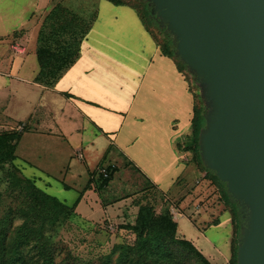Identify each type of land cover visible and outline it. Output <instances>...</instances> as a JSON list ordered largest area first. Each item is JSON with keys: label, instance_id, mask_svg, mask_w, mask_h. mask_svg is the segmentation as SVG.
<instances>
[{"label": "crops", "instance_id": "crops-1", "mask_svg": "<svg viewBox=\"0 0 264 264\" xmlns=\"http://www.w3.org/2000/svg\"><path fill=\"white\" fill-rule=\"evenodd\" d=\"M61 1L0 0V125L24 123L12 163L43 192L56 186L76 190L69 201L54 196L64 204L69 206L77 200L76 207L82 204L88 209L99 208L102 216L92 218L89 212L83 216L88 223L101 217L110 220L113 205L118 203L117 197L115 201H102L93 186L98 189L97 183L89 179L90 172L99 164H113L115 169L121 166L142 179V191L153 192L156 202L163 201L176 210L177 237L188 240L211 264H229L245 208L227 194L224 186L213 183L190 153L184 154L193 105H201L202 114L206 109L205 103L198 100L199 86L198 96L195 94L193 76L186 68L180 71L172 57L160 53L129 6L107 0L102 1L108 5L100 4L105 12L98 23L110 35L113 26L118 28L120 31L115 33L128 51V55L117 57L111 55L106 43L86 39L99 4L94 12V3H90L89 10L81 14ZM109 4L118 8L111 9ZM44 27L48 31L40 38L46 32L42 31ZM75 33H79L78 47L70 62L55 78H39L36 50L40 39H49L54 48L63 51V46L55 45L56 38L68 36V40ZM12 44L21 46L23 51L13 52ZM88 47L91 49L82 54V49ZM63 60L68 61L66 55L50 58L51 64ZM12 100L15 108H10ZM24 102L32 106L29 112L35 117L30 126L25 122L30 117L17 119L22 116L19 110L23 107L19 104ZM42 123L45 127L40 129ZM34 137L49 147L48 142L57 146L52 151L43 147L36 150L53 154L49 155V162H55L53 172L33 161L25 148L17 152L25 138ZM76 149L82 153L81 160L74 156ZM107 156L111 158L104 161ZM72 160L82 163L86 174L80 189L64 182L74 179L68 177L81 176ZM177 219L182 221L181 226Z\"/></svg>", "mask_w": 264, "mask_h": 264}, {"label": "water", "instance_id": "water-1", "mask_svg": "<svg viewBox=\"0 0 264 264\" xmlns=\"http://www.w3.org/2000/svg\"><path fill=\"white\" fill-rule=\"evenodd\" d=\"M205 100L198 156L245 208L235 264H264V0H148Z\"/></svg>", "mask_w": 264, "mask_h": 264}, {"label": "trees", "instance_id": "trees-1", "mask_svg": "<svg viewBox=\"0 0 264 264\" xmlns=\"http://www.w3.org/2000/svg\"><path fill=\"white\" fill-rule=\"evenodd\" d=\"M107 1L134 9L144 28L154 38L160 53L172 57L180 71L185 70L186 67L174 55L170 34L165 28L159 29L155 25L157 22L150 14L148 0H136L137 2L130 4L123 0ZM152 29L156 30V34ZM61 53L59 49L50 50L43 46L36 50L39 78L53 79L66 67L70 58L68 61L51 64L50 58H59ZM68 54L69 52L65 51L62 53L66 56H69ZM192 111L191 130L184 148L189 151L191 158L209 173L211 181L223 187L213 172L206 169L199 159L197 135L203 124V108L197 103L193 105ZM19 136L20 133L15 130L0 131V182L5 184L3 192H0V201L2 195L5 199L16 201L14 206L11 201L7 204L1 202L4 206L0 214V264H55L53 246L43 233L44 227H52L57 221L68 218L77 200L68 206L46 194L36 187L32 180L21 175L12 163ZM106 169V177H89L90 181L97 183L98 188L107 185L111 180L115 166L110 168L106 165ZM14 217H18L20 222L12 225ZM119 228L134 235L132 243L114 244L110 253L98 264H109L112 253H116L115 264H211L188 240L176 236V223L172 220L168 207L156 214L151 204L140 203L133 222L123 224ZM229 264H235V249Z\"/></svg>", "mask_w": 264, "mask_h": 264}, {"label": "rangeland", "instance_id": "rangeland-1", "mask_svg": "<svg viewBox=\"0 0 264 264\" xmlns=\"http://www.w3.org/2000/svg\"><path fill=\"white\" fill-rule=\"evenodd\" d=\"M123 1L129 4L137 2L136 0H123ZM61 2L63 5L68 6L72 10H76L77 12H79L78 10L82 11V12H79L81 14H85L84 12L89 10V7L91 6L90 3H94V5L92 6V9H94V12H95L97 5L99 4L97 7L96 20L92 19L91 24H90V30L88 31V34L86 35V39L90 42H95L101 45L106 43L105 47L109 48L111 55H114L117 57H124L128 55V51H126L125 47L121 45V40H122L121 37H119L118 33H115L116 31L118 32L120 30L113 26L112 27L113 32L110 35L108 30L101 27L100 24L98 23L99 17L102 16L101 14L103 12H105L104 9L100 7V4L108 5V3L102 0H98V3H97V0H63ZM116 7L118 8V6H114V5L110 6L111 9H117ZM90 12H91V9H90ZM155 25L159 29L164 28L162 25L158 26L157 23ZM46 28L47 27H44V30L42 31L45 32ZM79 29H82V28L80 27ZM47 31L43 35H41L40 38L45 37ZM152 31L153 33L156 32L155 29H152ZM78 36H79V33H75L74 36L69 37L70 39L68 40L66 39V37L68 38V36L63 37V39L61 40L56 38L55 45L59 43L60 44L59 46L64 47L62 51L63 53L64 51L66 53L69 52L68 54L69 56H66V58L68 59L69 58L72 59L75 54L76 47H78L77 46L78 41L76 40ZM49 42H50L49 39H46L44 41L40 39L39 45L40 46L43 45V47L47 45L49 46L48 48L51 50L54 48L53 47L54 45H53V42L52 43H49ZM17 46L21 50L20 52H22L23 48L19 45ZM55 49L57 48H54V50ZM90 49H91L90 47L84 48L82 49L81 53L85 55L86 52H88ZM61 56H64V55H62L61 53ZM195 84H194V89L196 91L195 94L198 96V92H199L198 83L195 82ZM198 100L200 102L205 103V100L202 97H200ZM19 105L23 107L22 109L19 108L20 109L19 113L22 116L18 117L17 119L19 118L28 119V117H30L28 121L23 120L26 123L28 122L27 125L30 126L31 122H33V118H35L34 114L29 112V110L30 111L32 110V108H30L32 106L28 104L27 102H24L23 104L20 103ZM15 106H16L15 101L12 100L10 103V108H15ZM26 111H27V114H26ZM44 127H45V124L43 123L40 124V129H43ZM1 130H10V129H9V126H7L6 124H1L0 131ZM47 144H50V147L49 145H46V143L44 145V143L36 137H34L32 140L25 138V141H23L18 146L17 152L19 153L22 151L23 148H25L24 151L30 152L29 155L33 161H37L39 164H42L44 165V167L48 168L49 171L53 172V169H54L53 165H55V162H49L50 156L52 157L53 154H48L43 149L41 152L40 151L36 152V150L40 149L41 147H43L45 150L49 149L51 151L56 149L57 147L55 144H51L50 142H48ZM184 154L188 156L189 151H185ZM74 156H75V153H74ZM109 158L111 157L107 156V158L104 161H108ZM86 159L87 158H85V160ZM86 162H89V159L86 160ZM71 163L74 164L75 170L81 171L80 172L81 176L79 179H77L76 176L68 177V178H74V179H68V181L64 180V182L67 184L69 183V185L73 186L74 189H80L82 187L81 185L84 182L83 177L85 178L86 176L85 172H83V164L78 163L74 160H72ZM182 164L183 166H186V167L189 166L188 165L189 163H182ZM98 166H106V164H99L96 167ZM95 168L90 172V175L95 173ZM62 175L63 173L59 176V178H61ZM42 179H46V178L42 177ZM141 181L142 179H140L138 175L128 171L127 169L122 168L121 166H118V168L115 169V171L112 174L111 182L108 183L109 185L107 184L108 187H106L107 186L106 185V186L96 189L95 185L93 184L94 189L98 191L99 196L103 202L110 200V199L113 200L116 197L118 199V203L116 205H113V212L110 213L109 215L111 217L110 220L102 219L103 217H101L94 222H90V223L86 222L83 217L84 215H86V213L89 212L92 215L91 216L92 218H96L98 217V214L102 216L101 211L99 208H96L94 206H92V209H88L87 206H83L82 204H79V206L77 207L75 206L73 208V211L71 215H69L68 218L61 220V221H57L52 227L49 225H45L43 233L47 236L49 242L53 246L52 250H54L53 253H54L55 264H98L99 262L104 260L107 254L110 253L112 246L114 244L132 243L134 239V235L129 231L120 229L119 226L126 224V223L133 222L135 213H136L135 209L137 210L136 206L138 205V203L151 204L153 207V210H156L155 212L156 214L160 213L163 208L167 207V204L163 201H161L160 204H159V201L156 202V199L154 197L155 194L153 192L142 191L143 186H142ZM4 186H5L4 182H0V192H3ZM43 189L45 188L43 187ZM162 190L167 192L166 189H162ZM44 191L46 192V194L48 195L50 194V196L53 195V197L55 196L58 199L64 198L66 201H69L70 199L75 197V195L77 194L76 190L75 191L62 190L61 188H59V186L53 187L49 190H47L46 188ZM126 195L127 197H129L128 199H124ZM95 196L96 195H94V197ZM4 197L5 196L2 195V200L0 201V214L2 212L4 204H7L11 201V205L14 206V204L16 203V201H12L10 200V198L5 199ZM1 202L4 204H1ZM109 211H111L110 208H109ZM19 222H20V219L18 217H14V219L12 220V225L18 224ZM177 223L180 226L181 224H183L180 219H177ZM106 224H111L112 226H114L115 227L114 230L112 232L108 231L106 229ZM115 256H116V253L111 254L110 259H109V264H115V261H114ZM216 264H218L217 261H216Z\"/></svg>", "mask_w": 264, "mask_h": 264}, {"label": "built area", "instance_id": "built-area-1", "mask_svg": "<svg viewBox=\"0 0 264 264\" xmlns=\"http://www.w3.org/2000/svg\"><path fill=\"white\" fill-rule=\"evenodd\" d=\"M10 48L12 49L13 52L14 51H16V52H20L21 51L16 44H12ZM23 126H24V123H19V124H16L14 126H9V129L10 130H15L17 132H20L23 129ZM75 157L78 160L82 159V153L80 152L79 149H76ZM185 158L186 157H184L183 160H185ZM113 166H114L113 164L109 165L110 168H112ZM107 173L108 172H107L106 166H98V167L95 168V173L90 175V177H94V176H97V175H101L102 177H106ZM168 211H169V214H170L172 220H174L177 217L178 213L172 207H169ZM114 228L115 227L112 226L111 224H106V229L108 231L112 232L114 230Z\"/></svg>", "mask_w": 264, "mask_h": 264}]
</instances>
